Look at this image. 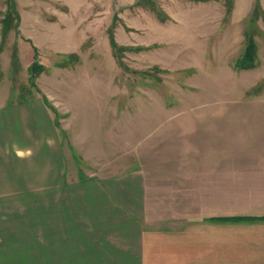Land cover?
<instances>
[{
  "label": "rangeland",
  "instance_id": "1",
  "mask_svg": "<svg viewBox=\"0 0 264 264\" xmlns=\"http://www.w3.org/2000/svg\"><path fill=\"white\" fill-rule=\"evenodd\" d=\"M256 4L0 0V95L46 100L67 178L141 169L176 185L221 176L224 159L239 161L243 137L264 139V9ZM249 35L257 64L239 69ZM35 63L44 67L33 79ZM6 173L0 264H47L48 189ZM32 174L44 180L47 170Z\"/></svg>",
  "mask_w": 264,
  "mask_h": 264
},
{
  "label": "crops",
  "instance_id": "2",
  "mask_svg": "<svg viewBox=\"0 0 264 264\" xmlns=\"http://www.w3.org/2000/svg\"><path fill=\"white\" fill-rule=\"evenodd\" d=\"M45 101L0 95V170L47 187V264H264L261 134L243 137L239 161L224 159L221 176L164 185L131 169L70 179ZM43 169L44 180L32 174Z\"/></svg>",
  "mask_w": 264,
  "mask_h": 264
},
{
  "label": "trees",
  "instance_id": "3",
  "mask_svg": "<svg viewBox=\"0 0 264 264\" xmlns=\"http://www.w3.org/2000/svg\"><path fill=\"white\" fill-rule=\"evenodd\" d=\"M12 6H13V4L11 5V7ZM260 8H261L260 0H257V4H256L255 9L258 12L260 10ZM8 18H9L8 16L5 18L4 23H6L8 21ZM4 34H6V32H4ZM111 44L113 45V47L117 46L113 36L111 38ZM1 46H2V43L0 44V48H1ZM257 57H258V45H257V42L255 41V39H254V37L252 35H249V37L247 39V46H246L245 52L236 61V65H237V67H239V69L253 68L257 64V61H256ZM36 65L37 64L35 63L31 67L33 79L37 76V74L44 67L43 65H40V66H36ZM243 217H245V216H233L232 218H243Z\"/></svg>",
  "mask_w": 264,
  "mask_h": 264
}]
</instances>
